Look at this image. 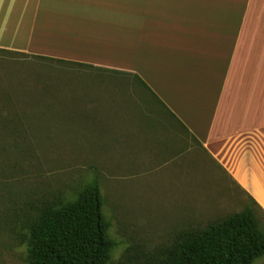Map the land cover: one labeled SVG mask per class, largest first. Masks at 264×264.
Returning <instances> with one entry per match:
<instances>
[{
	"label": "crops",
	"instance_id": "obj_1",
	"mask_svg": "<svg viewBox=\"0 0 264 264\" xmlns=\"http://www.w3.org/2000/svg\"><path fill=\"white\" fill-rule=\"evenodd\" d=\"M0 49L118 76L138 167L203 153L264 205V0H0Z\"/></svg>",
	"mask_w": 264,
	"mask_h": 264
},
{
	"label": "rangeland",
	"instance_id": "obj_2",
	"mask_svg": "<svg viewBox=\"0 0 264 264\" xmlns=\"http://www.w3.org/2000/svg\"><path fill=\"white\" fill-rule=\"evenodd\" d=\"M117 79L0 49V264H29L24 236L37 209L74 200L97 178L116 243L111 264H151L180 231L203 229L246 207L264 230L253 183L249 191L235 187L203 153L166 166L151 160L153 171L137 166L139 132L114 111ZM154 125L159 132V118ZM121 138L128 143H117Z\"/></svg>",
	"mask_w": 264,
	"mask_h": 264
},
{
	"label": "trees",
	"instance_id": "obj_3",
	"mask_svg": "<svg viewBox=\"0 0 264 264\" xmlns=\"http://www.w3.org/2000/svg\"><path fill=\"white\" fill-rule=\"evenodd\" d=\"M95 182L70 202L43 203L37 209L24 236L29 264H111L116 243L109 235L98 178ZM263 257L264 230L255 211L246 207L203 229L180 231L151 264H254Z\"/></svg>",
	"mask_w": 264,
	"mask_h": 264
},
{
	"label": "flooded vegetation",
	"instance_id": "obj_4",
	"mask_svg": "<svg viewBox=\"0 0 264 264\" xmlns=\"http://www.w3.org/2000/svg\"><path fill=\"white\" fill-rule=\"evenodd\" d=\"M260 205V204H259Z\"/></svg>",
	"mask_w": 264,
	"mask_h": 264
}]
</instances>
